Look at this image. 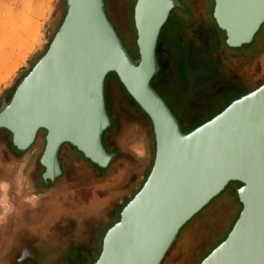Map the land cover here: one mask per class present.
I'll use <instances>...</instances> for the list:
<instances>
[{"label": "water", "instance_id": "1", "mask_svg": "<svg viewBox=\"0 0 264 264\" xmlns=\"http://www.w3.org/2000/svg\"><path fill=\"white\" fill-rule=\"evenodd\" d=\"M213 19L229 47L252 41L264 0H213ZM66 12L47 49L0 107V128L26 149L45 130L40 164L46 183L61 173L57 152L69 143L99 167L114 153L104 84L115 74L149 118L154 158L141 187L104 233L93 264H160L179 229L230 181L241 203L227 236L198 264H264V82L188 132L152 87L158 37L179 0H136L138 56L132 58L106 16L104 0H65Z\"/></svg>", "mask_w": 264, "mask_h": 264}, {"label": "rangeland", "instance_id": "2", "mask_svg": "<svg viewBox=\"0 0 264 264\" xmlns=\"http://www.w3.org/2000/svg\"><path fill=\"white\" fill-rule=\"evenodd\" d=\"M135 1L104 0L109 20L134 59L138 56ZM213 6V0H179L158 37L154 85L181 119L182 132L220 112L241 95V88L248 90L264 81V22L251 42L227 48L225 33L215 26ZM65 12V0H0V107L44 52ZM183 54L188 56V67ZM104 87L107 108L117 122L114 141L104 143L109 151L118 149L116 158L99 167L64 143L59 155L62 172L51 183L43 179V186L44 167L39 160L46 132L39 129L24 172L16 171L13 182L12 170L11 184L0 183V264H13L11 255L18 248L10 247V242L17 235L31 241L30 264H78L80 260L90 264L100 252L105 230L144 182L154 158L151 122L115 74L106 76ZM238 187L235 181L228 182L195 213L160 264H197L238 217ZM39 235L44 239L37 240Z\"/></svg>", "mask_w": 264, "mask_h": 264}, {"label": "flooded vegetation", "instance_id": "3", "mask_svg": "<svg viewBox=\"0 0 264 264\" xmlns=\"http://www.w3.org/2000/svg\"><path fill=\"white\" fill-rule=\"evenodd\" d=\"M118 82H119V80H118ZM263 82L264 81L260 82L255 87L250 88L248 90H244L243 88H241V95L254 90L259 85H261ZM112 84L114 86V83H112ZM104 93H105L106 110H107V112H108V114L110 116V120H111V125H110V128H109L110 131L107 133V130H106V131L103 132V135H102V137H103L102 142H103V145L106 148V145H105L104 141H110V142L114 141V137H115L116 131H117V122H116V119L114 120L113 115L110 113V111L107 108V102H108V97L107 96L108 95H107L105 87H104ZM3 103H6V102L4 101ZM141 113L143 115H145L143 112H141ZM177 119H178V122L181 123V126H182L181 119H179V118H177ZM186 131H188V130H186ZM36 136H37V133H36ZM36 136H35L33 142L35 141ZM11 141H12L11 133L7 129L1 127L0 128V183H2L4 185L5 184L6 185H10L11 184V180H12L11 179V172H12V170H13V182H14L15 172L17 171L19 174H22V171L24 172V170L26 168V165H28V162L31 161L30 160L31 156H28L27 152H28V149L30 148V146H31V144L33 142L26 149L20 150L16 146H14ZM66 144H67V149H69V150H71L72 148H75L74 146H72L69 143H66ZM63 145H64V143L59 147V150L57 152L58 160H59V155H60L61 148L63 147ZM106 150L108 152H110V153H114V157L116 158L117 153H118V149L117 148H114V150H112V151H109L107 148H106ZM25 153L27 154V158L26 159H22V157H23V155ZM59 163H60V160H59ZM61 172H62V170H61ZM28 177L30 178L31 176L28 175ZM40 178H41L43 186L46 185V184H44L42 175H41ZM26 183H27V186H28L29 185L28 180H26ZM236 183H238V182H236ZM27 186H26V188H27ZM239 186H240V184H239ZM44 188L45 187H42V188H39V189L40 190H44ZM38 194H41V193H38ZM17 238H18V235L13 239V241L10 242V244H12V245H10V247L18 248V249H15V251H13V254L11 255V256H13V264H30L31 261H32L31 259L34 256V253L32 252V250L30 248V244H29L31 241L26 240V237H22V238L19 237L18 239ZM23 238H24V240H23ZM39 239L43 240L44 236L43 235H39L37 240H39ZM17 243H18L19 246L17 245ZM86 262L87 261H85V260H80V261H78V264H87ZM75 263H76V261H75Z\"/></svg>", "mask_w": 264, "mask_h": 264}, {"label": "trees", "instance_id": "4", "mask_svg": "<svg viewBox=\"0 0 264 264\" xmlns=\"http://www.w3.org/2000/svg\"><path fill=\"white\" fill-rule=\"evenodd\" d=\"M105 13H106V12H105ZM170 13H171V11H170ZM170 13H169V14H170ZM106 16L108 17L107 13H106ZM108 18H109V17H108ZM61 22H62V21H61ZM61 22H60V23H61ZM214 23H215V22H214ZM261 25H262V24H261ZM261 25H260V27H261ZM215 26H216V23H215ZM58 27H59V26H58ZM216 27H217V26H216ZM219 30H220V29H219ZM221 31H222L223 33H225L223 30H221ZM51 39H52V38H51ZM51 39H50V41H51ZM50 41H49V43H50ZM49 43H48V45H49ZM48 45H47V47H48ZM157 45H158V42H157ZM225 45H226L227 48H231V47H229L226 43H225ZM47 47L45 48V50L47 49ZM45 50H44V51H45ZM42 54H43V53H42ZM42 54H41V55H42ZM41 55H40V56H41ZM183 55H184V59H185L186 62H187V63L185 64V66L188 67V65H189V64H188V62H189V61H188V56H187L186 54H183ZM156 57H157V47H156ZM157 60H158V59H157ZM35 62H36V61H35ZM157 62H158V61H157ZM33 65H34V64H33ZM33 65H32V66H33ZM199 65H200V64H199ZM32 66H31V67H32ZM31 67H30V69H31ZM30 69H29V70H30ZM29 70H28V71H29ZM159 70H160V69H159ZM28 71H27V72H28ZM157 78H158V73H156V74L152 77V79H151V85H152V87L158 92L159 90H158V89L155 87V85H154V81H155ZM15 86H16V85H15ZM14 89H15V87L13 88V90H12L10 96L8 97V100L10 99V97H11V95H12ZM240 92H241V89H240ZM158 93H159V92H158ZM159 95H160V94H159ZM160 96H161V95H160ZM163 96H164V95H163ZM161 97H162V96H161ZM164 97H165V96H164ZM162 98H163V97H162ZM163 99H164V98H163ZM6 101H7V100H6ZM164 101H165V102H166V101L168 102V100H167L166 97H165ZM167 102H166V103H167ZM168 103H169V102H168ZM167 105H168V104H167ZM169 105H170V104H169ZM170 106H171V105H170ZM170 106H169V107H170ZM171 111H172V110H171ZM218 112H219V111H218ZM218 112H217V113H218ZM217 113H215V114H217ZM173 114H174V113H173ZM215 114H213V115H211V116H209V117H207V118L202 119V120L200 121V123H198V124H196L195 126H193L190 130H192V129L195 128L196 126L202 124L204 121L210 119V118L213 117ZM175 117H176V116H175ZM177 120H178V119H177ZM179 125H180V128H181V123H179ZM190 130H188V131H190ZM188 131H186V132H188ZM148 173H149V172H148ZM147 175H148V174H147ZM146 177H147V176H146ZM145 179H146V178H145ZM235 182H238V181H235ZM238 183L241 185V182H238ZM140 187H141V186H140ZM221 192H222V191H221ZM219 194H220V193H219ZM219 194H217V195H219ZM236 196H237V193H236ZM213 198H214V197H213ZM213 198H212V199H213ZM212 199H211L209 202H211ZM237 199H238V197H237ZM238 201H239V200H238ZM209 202H208V203H209ZM239 203H240V202H239ZM240 205H241V203H240ZM202 208H203V207H202ZM240 209H241V208H240ZM239 211H240V210H239ZM238 214H239V212H238ZM237 216H238V215H237ZM236 218H237V217H236ZM236 218H235V220H236ZM118 219H119V218H118ZM235 220H234V221H235ZM234 221L232 222V224H231L229 230L231 229V227H232ZM181 228H182V227H181ZM181 228H180V229H181ZM180 229H179V230H180ZM229 230H228V232H229ZM228 232H227V233H226V234H225V235H224V236H223V237H222V238H221V239H220V240H219V241H218V242H217V243H216V244H215V245H214V246H213V247H212V248H211V249H210V250L204 255V256H203V258H204V257H205V256H206V255H207V254H208V253H209V252H210L215 246H217L222 240L225 239V237L227 236ZM167 251H168V250H167ZM98 255H99V254H98ZM97 257H98V256H97ZM97 257H96V258H97ZM96 258H95L90 264H93V262L96 260ZM203 258H202V259H203ZM202 259H201V260H202ZM201 260H200V261H201ZM200 261H199V262H200ZM199 262H198V263H199ZM198 263H197V264H198Z\"/></svg>", "mask_w": 264, "mask_h": 264}, {"label": "crops", "instance_id": "5", "mask_svg": "<svg viewBox=\"0 0 264 264\" xmlns=\"http://www.w3.org/2000/svg\"><path fill=\"white\" fill-rule=\"evenodd\" d=\"M38 48V47H37ZM37 48H35V50H37ZM29 58V57H28ZM28 60V59H27ZM24 64H22L21 66H23ZM112 81V80H111ZM62 145V144H61Z\"/></svg>", "mask_w": 264, "mask_h": 264}]
</instances>
